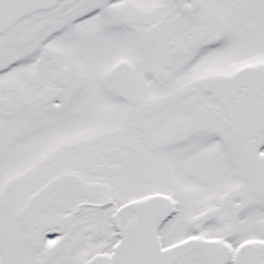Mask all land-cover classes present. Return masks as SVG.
<instances>
[{"label":"snow or ice","instance_id":"1","mask_svg":"<svg viewBox=\"0 0 264 264\" xmlns=\"http://www.w3.org/2000/svg\"><path fill=\"white\" fill-rule=\"evenodd\" d=\"M0 264H264V0H0Z\"/></svg>","mask_w":264,"mask_h":264}]
</instances>
